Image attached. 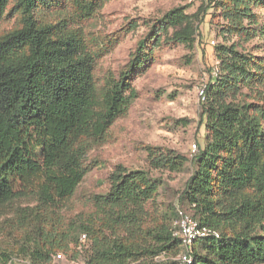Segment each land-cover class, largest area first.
<instances>
[{"label": "trees", "instance_id": "16d2710c", "mask_svg": "<svg viewBox=\"0 0 264 264\" xmlns=\"http://www.w3.org/2000/svg\"><path fill=\"white\" fill-rule=\"evenodd\" d=\"M52 1L0 0V20L9 5L20 19L19 27L0 36V207L34 195L50 209L73 195L85 174L82 159L136 97L132 73L146 60L140 40L118 78L99 88L94 69L101 49H91L82 29L65 17L50 18ZM258 2L203 0L192 14L176 6L149 30L155 44L193 46L207 10L218 11L219 70L205 83L200 101L205 143L190 159L192 172L181 193L193 208L191 216L209 233L185 249L172 226L150 217L148 203L158 185L150 171L117 164L108 175L107 192L94 195L91 210L68 229L49 231L46 210L34 213L38 235L60 242L62 251L52 255L41 241L30 254L34 262L50 264L52 256L67 254L69 243L78 246V235H71L77 222L81 241L90 242L86 264H177L155 261L174 247L175 255L190 254V264L264 261V91L259 88L264 58L230 41L255 35ZM104 3L75 0L77 16L87 18ZM187 160L173 151L148 149L153 169L180 171Z\"/></svg>", "mask_w": 264, "mask_h": 264}, {"label": "rangeland", "instance_id": "374dc122", "mask_svg": "<svg viewBox=\"0 0 264 264\" xmlns=\"http://www.w3.org/2000/svg\"><path fill=\"white\" fill-rule=\"evenodd\" d=\"M90 1V0H86ZM203 0H105L89 17L77 16L75 0H53L49 8L50 18H66L82 29L91 49H101L94 69V79L99 88L111 79H117L137 51L138 42L145 41V62L132 73V85L136 97L126 112L110 125L102 142L94 144L82 159L85 174L69 198L56 207L47 209L37 203L36 197L17 198L0 207V254L9 264H37L30 254L35 247L45 244L44 250L62 252L50 237L39 236L35 222L36 212L46 210L49 231L68 229L78 221L80 213L91 210L94 195L104 194L109 188L108 175L121 164L128 169L144 168L157 181V194L149 201L150 217L155 222L165 221L172 226L176 208L182 207L190 215L193 208L181 196L184 184L192 172L190 159L205 143V128L200 117L201 89L208 81L218 60L214 46L222 42L219 34L218 11L207 10L199 25L193 46L175 42H159L150 37V26L166 11L176 6L186 7L188 14L195 13ZM8 6L0 20V36L19 27L18 14ZM256 15L255 35L247 39L245 34L232 36L245 51L264 58V0L253 8ZM264 91V87H259ZM243 92L248 93L247 89ZM173 151L187 157L180 171L153 169L149 166L148 149ZM30 214V216H27ZM77 222L71 235H78V246L69 243L62 258L51 257L50 264H86L88 238L81 241ZM52 227V228H51ZM41 237V238H40ZM174 249L160 254L155 261L176 260ZM50 254V255H51ZM75 255L76 258L72 260ZM0 257V264H4ZM45 264L39 262L38 264ZM6 264V263H5ZM258 264H264L260 262Z\"/></svg>", "mask_w": 264, "mask_h": 264}, {"label": "built area", "instance_id": "2783aa9c", "mask_svg": "<svg viewBox=\"0 0 264 264\" xmlns=\"http://www.w3.org/2000/svg\"><path fill=\"white\" fill-rule=\"evenodd\" d=\"M218 70V65H215L210 73V76H217ZM203 87L201 89V94L203 92ZM192 147V151L195 152L197 150L196 143H193ZM172 228V234L180 239L185 249H187V247L194 240L201 239L209 233L208 229L200 227L198 222L188 212L184 211L181 208H176ZM83 238L84 235H81L80 239ZM56 258H62V254H56ZM176 261L177 264H190L191 256L186 250H183L177 255ZM71 263L76 264L73 261Z\"/></svg>", "mask_w": 264, "mask_h": 264}]
</instances>
